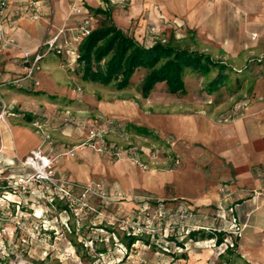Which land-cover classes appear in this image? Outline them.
I'll use <instances>...</instances> for the list:
<instances>
[{"label": "rangeland", "instance_id": "374dc122", "mask_svg": "<svg viewBox=\"0 0 264 264\" xmlns=\"http://www.w3.org/2000/svg\"><path fill=\"white\" fill-rule=\"evenodd\" d=\"M229 1L233 10L224 16L221 24L210 27L206 33L171 23L146 27L143 42L147 46L154 40L164 42L172 37L179 46L206 52L231 68L229 78L214 93L205 92V77L189 72L184 77L185 92L171 94L166 91L164 82L158 83L153 88L156 100L150 99L153 96L150 92L145 100L147 105L161 101L168 105V115L173 116L175 112L201 114L221 126L235 121L237 112L247 104L256 101L264 108V0ZM93 21L94 26L99 24L95 17ZM144 73V69H139L132 76L134 90L138 89ZM74 116L66 108L63 123L76 125ZM117 123L115 119L98 116L88 124L83 139L74 147L50 153L54 157L53 182L30 185L14 194L9 192L4 222L7 232L3 237L6 249L5 254L0 255V264H264L259 252L257 258L245 262L247 257L238 256L237 242L229 251L224 245L214 246L213 238H208L213 230H221L226 238L232 236L231 240L236 241L242 237L246 226L239 224L234 206L225 203L231 196L233 176L230 169L226 171L229 166L223 160L214 167L204 158L206 146L203 147L199 138L195 141L177 139L170 130L157 131L156 136H130L123 127H117ZM107 126L112 131L103 133L105 140L121 148L125 152L122 158L132 160L143 171L171 170L173 166L183 165L188 181H196L203 194V182L219 174L217 204L208 201L195 204L192 198L178 196L173 183L152 194L147 190L117 189L104 179L103 173V178L94 175L87 181L65 174L62 162L75 157L78 148L103 154L110 162L122 159L82 145L90 129L96 128L101 134ZM118 128H121L120 141L111 137ZM166 140L173 143L166 147L163 144ZM48 145L53 147V141ZM175 146L179 148L177 151ZM2 157L7 162L5 177L16 179L20 174L30 173V170L23 171L21 157L7 158L3 149ZM196 162L198 170L192 169ZM187 184L190 187L193 183ZM252 194L254 198L263 193L253 191ZM190 231H196L194 237L189 235ZM132 236L136 239L127 246Z\"/></svg>", "mask_w": 264, "mask_h": 264}, {"label": "crops", "instance_id": "0c3cea01", "mask_svg": "<svg viewBox=\"0 0 264 264\" xmlns=\"http://www.w3.org/2000/svg\"><path fill=\"white\" fill-rule=\"evenodd\" d=\"M3 1L0 21L6 30L5 36L13 41V45L0 43V99L8 107L6 123L0 121V146L4 156L22 157L35 148L51 154L65 151L83 139L88 124L98 116L115 119L119 122L117 127H123L130 136H156L157 131L170 130L177 139L199 138L203 147L206 146L203 157L214 167L223 160L229 166L226 171L230 169L233 176L231 196L225 203L234 206L239 224H246L242 237L236 240L241 258L247 257L245 261H249L257 258L259 252L264 262V108L260 103L255 101L245 105L235 115V121L223 126L201 114L175 112L172 116L168 115L166 103L159 101L147 105L146 98L138 89L134 90L132 84L117 89L114 82L101 84L83 80L78 61L68 63L64 54L54 52L43 57L42 67L33 79L12 83L24 75L20 64L23 50H35L53 31L65 25L75 26L84 16L95 17L99 24L108 19L146 45L143 35L149 24L184 25L197 33H206L210 27L221 24L224 16L233 10L230 1L116 0L110 3L109 0H41L43 16L38 19L28 17L25 0ZM75 9L80 13L74 12ZM96 9L106 10L108 18L95 12ZM151 95L150 99L156 98L153 90ZM66 108L75 115L76 125L63 123ZM35 121L42 122L52 138L53 147L43 142L41 132L33 125ZM119 130L121 128L111 134L118 141L121 139ZM168 143L173 141L163 142L166 147ZM175 147L177 151L179 148ZM62 165L65 174L80 181L97 175L117 189L147 190L152 194L173 183L176 195L192 198L195 204L207 201L217 204L219 200V174H213L203 182V194L196 181H188L183 165L173 166L171 170L152 168L143 171L128 158L110 162L107 156L84 148H78L75 157L64 159ZM198 165L196 162L192 169L198 170ZM188 182L193 183L192 186L189 187ZM253 191H262L263 194L251 198ZM260 246L263 249L260 250Z\"/></svg>", "mask_w": 264, "mask_h": 264}, {"label": "trees", "instance_id": "16d2710c", "mask_svg": "<svg viewBox=\"0 0 264 264\" xmlns=\"http://www.w3.org/2000/svg\"><path fill=\"white\" fill-rule=\"evenodd\" d=\"M95 12L105 14L108 18L106 10L96 9ZM78 53L83 80L101 84L114 82L117 89L132 84L134 73L144 69L138 87L143 98L160 82H164L168 93L185 92L184 77L189 72L205 77L204 90L211 94L221 88L231 71L228 65L213 59L206 52L179 46L172 37L164 42L155 40L150 46L141 44L108 19L95 26L80 41ZM195 234L196 231L189 232L191 237ZM225 236V232L213 230L208 238H214L215 243L220 244ZM135 239L132 236L127 246ZM235 242L233 240V247ZM233 247H227L226 250L230 251Z\"/></svg>", "mask_w": 264, "mask_h": 264}, {"label": "built area", "instance_id": "2783aa9c", "mask_svg": "<svg viewBox=\"0 0 264 264\" xmlns=\"http://www.w3.org/2000/svg\"><path fill=\"white\" fill-rule=\"evenodd\" d=\"M116 1V0H111ZM122 1V0H121ZM124 1V0H123ZM5 5L3 0H0V18H1V8ZM26 13L30 19L40 18L42 13V4L40 0H25ZM74 12L80 13L78 9H75ZM94 21L92 17L84 16L82 17L75 26H62L47 37H45L38 47L33 51L23 50L20 64L24 71V75L20 79H14L12 83L18 84L21 79H33L34 74L39 71L42 67L41 61L43 57L49 53L54 52L57 54H64L68 59V63H74L78 61V43L94 29ZM6 30L3 28V25L0 21V43L3 45H13V41L8 39L5 36ZM36 85L37 82L35 81ZM238 107L236 110H238ZM8 114L7 105L0 99V121L6 123V115ZM34 127L41 132L43 136V142L51 144V136L44 130L43 125L39 121L33 123ZM98 129L93 128L88 132V138L82 143V145H87L93 148L97 152L107 153L110 156L115 158H122L125 155V152L116 147L114 143H109L103 137L104 132H110L111 127L107 126L102 130V133L97 132ZM72 150H69L68 153L72 154ZM21 167L23 171L30 170V173L23 175H18L17 178L10 176H4V170L7 167V162L5 163L2 157V147L0 146V255L5 254L6 244L4 242V235L7 232V228L4 224L6 221L7 215V202L10 200L8 194L17 193L21 190H25L30 185H39L43 182H53L54 179V157L48 152L42 151L40 148H35L29 150L23 157H21ZM178 163V160H176ZM143 168L144 165H141ZM91 189V188H90ZM97 190H100V187H96ZM64 192H66L64 190ZM68 194V192H66ZM103 195V192H102ZM119 195V193H118ZM228 234H231L229 232ZM237 236V235H236ZM231 238H223V241L218 247L220 248L224 245V249L227 247H233V240ZM212 240L215 241L213 238Z\"/></svg>", "mask_w": 264, "mask_h": 264}]
</instances>
